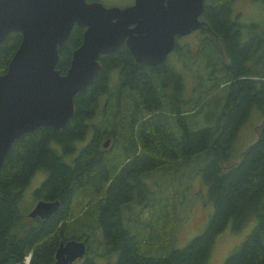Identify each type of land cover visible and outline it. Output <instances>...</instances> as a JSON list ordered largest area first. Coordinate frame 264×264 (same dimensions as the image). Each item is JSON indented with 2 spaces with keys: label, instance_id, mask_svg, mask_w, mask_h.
Segmentation results:
<instances>
[{
  "label": "trees",
  "instance_id": "trees-1",
  "mask_svg": "<svg viewBox=\"0 0 264 264\" xmlns=\"http://www.w3.org/2000/svg\"><path fill=\"white\" fill-rule=\"evenodd\" d=\"M259 1L264 4V0ZM205 2V13H209L211 5L215 7L213 26L205 29L214 39V52L221 56L220 60L222 55L225 57L220 65L224 75L217 77L218 83L214 81L209 88L220 83H225L227 88L216 125L191 126L190 117L185 115L188 112L175 120L171 113L178 108V101L157 88L159 77L160 82H165L162 72L152 70L148 77L145 66L137 63L126 48L100 57L99 73L91 85L75 95V112L65 127L42 126L24 133L13 142L4 159L0 169V264H25L28 254V264H52L58 244L70 239L84 241L86 237H77L74 230L94 218L93 227H100L101 250L86 242L87 253L80 264H208L214 240L228 224L234 228L244 224L253 227L222 264H264V26L260 29L255 24L229 23L230 2ZM245 29L248 35L244 39ZM83 32V27L74 25L65 44L58 47L56 68L60 73L67 71L72 52L82 43ZM20 40V34L13 32L0 44V75L5 73ZM210 40L205 39L204 45L210 44ZM117 67L121 74L116 88L108 80ZM115 89L124 96L127 92L124 99L116 97L119 103L122 99L131 100L134 105L127 124L136 134L140 149L132 153L126 147L128 153L123 157L127 158L126 162L116 159V154L115 158H106L105 150H100L102 137L112 135L106 130L107 125L87 123L96 114L104 117L102 122L112 114ZM101 98L105 104L100 112ZM199 105L203 110L206 100ZM140 107L145 109L143 114L139 113ZM254 107L261 110L263 118L258 138L241 153L238 163L226 167L238 129ZM193 109L189 111H201L199 106L198 111ZM112 117L117 125L109 127L111 132L121 130L118 102ZM89 131L88 143L81 147L71 164L67 163L64 157L75 152L76 143L83 142ZM117 161L120 162L115 165ZM190 162L194 164L191 171L198 173L207 187L214 211L204 230L187 245L176 248L173 240L160 253L141 233L145 222H139L141 228H138L134 226L136 219H123V207L135 200L134 195L140 198L146 193V174L165 167L166 163ZM39 171L46 173V179L36 195L59 200L60 208L46 223H20V214L25 210L19 208L18 189H23ZM79 190L100 191L102 196L86 205L83 217L67 222L66 213ZM166 207L165 202L159 220L170 228Z\"/></svg>",
  "mask_w": 264,
  "mask_h": 264
},
{
  "label": "water",
  "instance_id": "water-1",
  "mask_svg": "<svg viewBox=\"0 0 264 264\" xmlns=\"http://www.w3.org/2000/svg\"><path fill=\"white\" fill-rule=\"evenodd\" d=\"M205 0H134L106 6L87 0H0V44L15 32L20 43L0 75V169L11 145L39 127L62 129L74 115V97L91 85L101 68L100 56L126 45L144 65L164 61L176 43L204 25ZM74 25L84 27L83 40L72 52L67 71L56 68L58 47ZM110 140L103 142V147ZM60 201H38L29 217L47 218ZM85 241H61L52 264L85 258Z\"/></svg>",
  "mask_w": 264,
  "mask_h": 264
},
{
  "label": "rangeland",
  "instance_id": "rangeland-1",
  "mask_svg": "<svg viewBox=\"0 0 264 264\" xmlns=\"http://www.w3.org/2000/svg\"><path fill=\"white\" fill-rule=\"evenodd\" d=\"M100 1L106 6H125L131 2V0ZM220 1L230 2L232 18H235L238 15V18L243 25L254 23L257 24L260 29L263 28L264 4L261 1ZM205 35L208 37L206 40H210L212 35ZM247 35L248 30L245 29L243 31V38L245 39ZM205 38L206 37L202 34H194L180 40L183 49H180L179 51L181 60L178 62V64L181 67L180 71H182L183 97L186 101V103L182 102L183 109L182 107L181 109L183 112H188L185 114L186 116L190 117V119L188 117V122L191 126L195 124L196 127H213L216 125L224 106V98L227 89L225 83H220L209 90L211 85L213 86L215 82L218 83L219 79L216 81L215 79L224 75L220 65L221 61L225 60V57L222 55V60H220L221 56L214 52L213 45H215V43L213 38L210 40L211 45L209 43H205L204 45L203 41ZM160 79L161 77H159L157 80V88L159 92L164 95V93L168 91L160 88L159 84L162 85ZM108 81L111 86L116 88L118 87V82H116V73L113 71L109 74ZM114 92V104L112 109L113 111L115 110L118 102V108L121 114L118 126L121 128V130H118L119 132L117 130L115 132H111L109 129V127H111L113 124H116L114 123V119L112 117L113 111L112 114L107 117V119L105 117L104 122H102L104 117H100V115L96 114L93 119L89 120L87 123L91 126H95L97 122L99 124L105 125V127L107 125L106 130L112 134L109 136L110 143L107 147H103V142L106 138H108L103 136L101 139L100 150H105L104 156L106 158H115L116 154V159L122 158V160L126 162L127 158L123 159V157L128 153V150L125 149L126 147H130L132 149V153L139 152L140 149L137 143L136 134L129 130L130 126L127 124L130 114L134 110V105L131 100H123L126 98L127 92H125V96L123 94H118L117 89H115ZM117 96H122L123 98L120 103L117 101ZM204 99L206 100L207 105L204 106L203 110H201L199 104ZM194 102H196V105H194ZM104 104V98H101L99 105L100 112ZM191 105L194 106L191 107ZM198 106L199 110H201L200 112L192 111V113L189 111L193 108L198 111ZM144 110L145 109L140 107L139 113L143 114ZM262 119L261 110L257 107H254L250 111L246 121L243 122V124L238 129L230 149L229 159L224 164L226 167L238 163L241 153L250 144L257 140ZM90 137L91 132L89 131L83 142L76 143L77 148L75 152L71 155L65 156L64 160L71 164V161L75 158L81 147L88 143ZM119 162L120 161L114 162V164L117 165ZM193 165L194 164L192 162L187 165L166 163L165 167H161L160 169L149 172L144 177L146 182V193L140 196V198H137L138 196L134 195L135 200L131 203H126L123 207V219H136L134 226L138 228H141L138 226L139 222H145L141 233H144V236L147 240H149L150 244H155L157 246V249L160 253L165 252L166 248H169L170 242L173 240L174 246L176 248H182L187 245L193 237L199 235L204 230L214 211L213 203L207 196V187L201 176L198 173L195 174L194 171H191ZM42 178L43 177L40 173L34 175L30 180L28 187L26 190H24L19 203L20 210H25V212L22 214H27V212L33 207L36 199L32 195V190L36 189ZM101 196L102 192L100 191L95 192L91 190L89 192L87 190H79L73 197L71 210L69 213H66L68 220L67 222L83 217L84 213L82 210L86 207V205L90 201H93V199H96L97 201L98 198H101ZM165 202L168 206V208L166 207V210L167 214H169L168 219L170 228H167L159 220V217L164 211ZM173 209L175 210V214L172 212ZM94 216L97 217V213H95ZM95 221L96 218H94L93 221L90 220V223L87 222L84 225H78L77 229L74 230V233L77 234V237L82 239L86 237L85 241L87 243L90 241L91 247H94L93 249L100 251L102 246L100 243L101 232L99 226L93 227L95 225ZM25 222H27V219H25ZM252 227L253 226L251 224H244L243 226L234 228L231 227V224H228L216 236L208 264H222L226 257L233 250L237 249L238 245L251 231ZM70 233L71 231H69V234ZM26 256H30V254ZM80 263L81 260L75 262V264Z\"/></svg>",
  "mask_w": 264,
  "mask_h": 264
},
{
  "label": "flooded vegetation",
  "instance_id": "flooded-vegetation-1",
  "mask_svg": "<svg viewBox=\"0 0 264 264\" xmlns=\"http://www.w3.org/2000/svg\"><path fill=\"white\" fill-rule=\"evenodd\" d=\"M87 1H100V0H87ZM206 1V0H205ZM101 2V1H100ZM134 3V0H131V2L129 3V4H127V5H131V4H133ZM206 3V2H205ZM127 5H125V6H127ZM210 9H209V13H205V4H204V9H203V11H202V13H201V15L198 17V19L199 20H201V21H203L204 22V25L202 26V27H200L199 29H197V30H195V31H192L191 33H189V34H186V35H181V36H177L176 37V43H175V46H174V48H173V50L170 52V53H168V55L165 57V59H164V61H162L161 63H159V64H157V65H144V64H142V63H139V64H142L143 66H145V68H146V70H147V76L149 77V75L150 74H152V70H158L159 72H162V74H163V76H164V80H165V82L164 83H162V89H164V90H167L168 92H166V93H164V95L165 94H168L169 95V97H174L175 98V101H178V108L177 107H175V109H174V112L173 113H171V114H173V116H174V119L176 120V118H177V116H181L184 112H182V109H181V107H182V102L184 103H186V101H185V98L183 97V78H182V71H180V69H181V67L179 66V64H178V62L181 60L180 58V55H179V51H180V49H183V46L181 45V43H180V40L182 39V38H185V37H188V36H191V35H194V34H202V35H204L206 38L205 39H208V37L205 35V34H209V30L208 29H205V28H208V26H213V23H214V15H215V7L213 6V5H211L210 7H209ZM206 15V16H205ZM228 22L229 23H241L240 22V20H239V18H238V15L235 17V18H232V11H230V18H228ZM224 23H226V20H225V22ZM242 24V23H241ZM250 24V23H249ZM249 24H247V25H249ZM252 24H254V23H251V25ZM246 25V26H247ZM255 25H257V24H255ZM84 28V27H83ZM121 48H126L127 49V51H128V53L130 54V56L133 58V56L131 55V53L129 52V50H128V48L126 47V45L125 44H123L119 49H121ZM119 49H117L115 52H113V53H118V50ZM112 54V53H111ZM106 55H108V54H106ZM106 55H101L100 57H102V56H106ZM169 55H170V57H169ZM169 57V58H168ZM171 58V59H170ZM134 59V58H133ZM170 59V60H169ZM138 63V62H137ZM113 72L114 73H116V82H119V75L121 74V69H120V67H117V68H115L114 70H113ZM159 99V98H158ZM160 100V99H159ZM175 111H177V112H175ZM164 112V111H163ZM106 139H109L110 140V137H108V138H106ZM105 139V140H106ZM110 143V142H109ZM41 174L42 175V179L40 180V182L38 183V186L36 187V189L35 190H32L33 191V196H34V198L36 199V201H35V203H34V205L38 202V201H40V200H45V201H51V200H47V199H44V197H38L37 195H36V190H39V188L41 187V185H42V183L45 181V179H46V173L45 172H41V171H39V172H37L36 174ZM35 174V175H36ZM32 179V178H31ZM30 179V180H31ZM30 180H29V183H30ZM28 183V184H29ZM28 184L23 188V189H18V193H21V197H22V194H23V192H24V190H26V188L28 187ZM20 197V198H21ZM34 205H33V207H34ZM32 207V208H33ZM31 208V209H32ZM30 209V210H31ZM29 210V211H30ZM29 211L27 212V214H20L21 215V222L20 223H22V221H25V219H27V223L29 224V225H32V223H34V222H38V223H46V222H48V221H50V219H53L52 217H53V215L54 214H52V215H50L49 217H47V218H42V217H39V216H36V217H33V218H31V217H29V215H28V213H29ZM56 214V213H55ZM61 223H59V225H60ZM85 241V240H84ZM86 242V241H85ZM59 245V244H58ZM58 247V246H57ZM57 249V248H56ZM56 252V251H55ZM30 259V258H29ZM54 260H55V253H54V255H53V262H54ZM79 260H81V261H83L84 260V258L83 259H79ZM78 260H76L75 262H77ZM52 262V263H53ZM75 262L73 263V264H75Z\"/></svg>",
  "mask_w": 264,
  "mask_h": 264
},
{
  "label": "built area",
  "instance_id": "built-area-1",
  "mask_svg": "<svg viewBox=\"0 0 264 264\" xmlns=\"http://www.w3.org/2000/svg\"><path fill=\"white\" fill-rule=\"evenodd\" d=\"M29 258H30V256H26V257L24 258V263H25V264H28V262H29Z\"/></svg>",
  "mask_w": 264,
  "mask_h": 264
}]
</instances>
